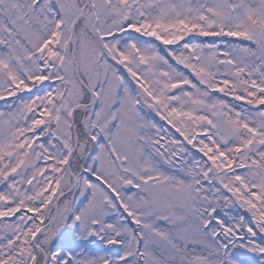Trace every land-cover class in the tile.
Returning a JSON list of instances; mask_svg holds the SVG:
<instances>
[{
	"label": "snow or ice",
	"instance_id": "6c2138e0",
	"mask_svg": "<svg viewBox=\"0 0 264 264\" xmlns=\"http://www.w3.org/2000/svg\"><path fill=\"white\" fill-rule=\"evenodd\" d=\"M0 264H264V0H0Z\"/></svg>",
	"mask_w": 264,
	"mask_h": 264
}]
</instances>
